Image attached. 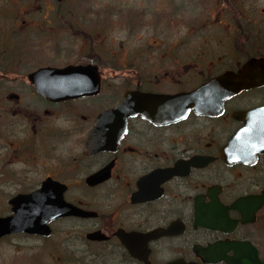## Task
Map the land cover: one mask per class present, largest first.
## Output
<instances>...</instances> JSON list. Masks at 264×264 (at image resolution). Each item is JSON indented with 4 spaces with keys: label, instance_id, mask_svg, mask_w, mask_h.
<instances>
[{
    "label": "flooded vegetation",
    "instance_id": "1",
    "mask_svg": "<svg viewBox=\"0 0 264 264\" xmlns=\"http://www.w3.org/2000/svg\"><path fill=\"white\" fill-rule=\"evenodd\" d=\"M260 107L264 0H1L0 217L31 195L47 235L0 240L264 264V153L228 145Z\"/></svg>",
    "mask_w": 264,
    "mask_h": 264
},
{
    "label": "water",
    "instance_id": "2",
    "mask_svg": "<svg viewBox=\"0 0 264 264\" xmlns=\"http://www.w3.org/2000/svg\"><path fill=\"white\" fill-rule=\"evenodd\" d=\"M44 70L38 71L36 76ZM38 90L44 93V88H38ZM56 90L59 92L62 88H56ZM243 114L244 126L230 139L228 145L233 146L237 154L245 153L246 150L242 149L243 145L256 147L255 153H264V107ZM10 204L12 214L0 217V239L17 233L47 235L40 222L42 212L34 206L35 200L31 195L18 196L10 201Z\"/></svg>",
    "mask_w": 264,
    "mask_h": 264
},
{
    "label": "rangeland",
    "instance_id": "3",
    "mask_svg": "<svg viewBox=\"0 0 264 264\" xmlns=\"http://www.w3.org/2000/svg\"><path fill=\"white\" fill-rule=\"evenodd\" d=\"M1 1V0H0ZM109 1V0H103ZM112 1V0H111ZM118 1V0H117ZM125 1V0H122ZM100 8V13H107L108 5ZM123 15V14H122ZM6 30L8 25H5ZM24 27L21 26L20 30ZM39 30V29H37ZM36 30V31H37ZM6 35H7V31ZM31 52H52L48 43L37 39L35 48ZM3 206L0 200V210ZM52 243V240L50 241ZM45 241L37 240L29 236H12L0 240V264H66L68 259H72L73 255L70 249L58 248L53 243L52 246L44 244ZM49 243V244H51ZM75 253V250H74ZM38 259V260H36ZM72 262V261H70Z\"/></svg>",
    "mask_w": 264,
    "mask_h": 264
}]
</instances>
